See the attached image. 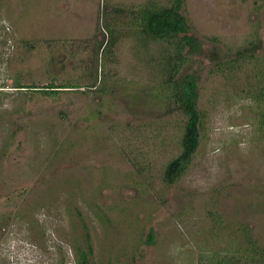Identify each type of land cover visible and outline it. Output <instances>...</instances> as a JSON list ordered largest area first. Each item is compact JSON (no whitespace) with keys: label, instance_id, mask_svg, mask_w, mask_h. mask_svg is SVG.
<instances>
[{"label":"rangeland","instance_id":"1","mask_svg":"<svg viewBox=\"0 0 264 264\" xmlns=\"http://www.w3.org/2000/svg\"><path fill=\"white\" fill-rule=\"evenodd\" d=\"M147 1L0 0V264H75L86 229L90 264H199L244 245L243 226L264 248V143L239 91L253 66L234 79L212 74L209 42L194 57L187 72L199 78L206 120L191 166L168 187L162 170L180 152L179 117L157 124L145 93L154 81L131 37L145 59L157 46L130 34L96 60L110 36L104 7L121 31L127 10ZM186 14L198 36L227 49L258 31L264 54V0H186Z\"/></svg>","mask_w":264,"mask_h":264},{"label":"trees","instance_id":"2","mask_svg":"<svg viewBox=\"0 0 264 264\" xmlns=\"http://www.w3.org/2000/svg\"><path fill=\"white\" fill-rule=\"evenodd\" d=\"M116 11L121 13L125 10L117 8ZM127 12L132 18L129 23H124L127 26L126 29L120 31V29H113L114 26L107 19L108 6L104 7L103 29L110 36L107 41L100 42L95 56L98 61L106 48L112 51L123 37H130V34L143 35L144 37L141 39L147 41L145 47L148 51L153 49V45L157 46L156 56L152 50V56L145 59L136 47L137 38L131 37L135 43L136 56L139 61L142 60L148 66L151 72L150 76L154 81V86L146 87L145 93L156 102L159 107L156 109L161 111L157 117V121L159 120L157 124L162 127L168 126L171 119L179 117L181 148L179 154L163 167L162 183L165 186H173L184 176L201 144L206 113L200 107L199 78L187 70L194 57L205 54L204 44L206 42H209L210 48L205 57L213 64L212 74H220L227 79H234L245 67L253 66L251 74L246 77V82L239 91L241 96H244L241 97L242 99L253 104L252 110L254 108L257 116V132L264 143V54L258 55L262 47L258 31L253 35L254 40L246 46L236 50L227 49L222 46L217 37L201 38L198 36L186 14V0H167L165 5L161 4L159 0H149L137 8L128 9ZM118 33H121L120 37ZM149 45H152V48ZM91 75L94 79V91L97 90L103 94L107 85H103V87L101 85L102 73L93 71ZM76 87L72 83L67 86H53L51 87L55 88L53 91L40 92H67L64 90ZM151 124L155 123L151 122L148 125L152 126ZM128 127L134 132L138 129L132 123H129ZM135 168L139 173L149 172V168L141 166V164L137 165L136 163ZM209 217L214 224L225 225L223 215L219 212L210 211ZM86 230L85 244L76 248L77 260L75 264H90L95 253L91 235L88 229ZM240 232L244 245L238 244L237 248L234 246L225 251L201 256L199 264H264V248L253 238L252 230L248 226H243ZM150 242L152 241H148V243Z\"/></svg>","mask_w":264,"mask_h":264}]
</instances>
